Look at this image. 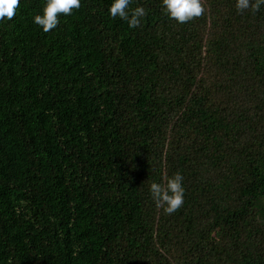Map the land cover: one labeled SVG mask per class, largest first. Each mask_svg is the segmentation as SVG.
Returning a JSON list of instances; mask_svg holds the SVG:
<instances>
[{"label":"trees","instance_id":"obj_1","mask_svg":"<svg viewBox=\"0 0 264 264\" xmlns=\"http://www.w3.org/2000/svg\"><path fill=\"white\" fill-rule=\"evenodd\" d=\"M81 0L0 21V264H264V6ZM172 215L150 193L175 173Z\"/></svg>","mask_w":264,"mask_h":264},{"label":"clouds","instance_id":"obj_2","mask_svg":"<svg viewBox=\"0 0 264 264\" xmlns=\"http://www.w3.org/2000/svg\"><path fill=\"white\" fill-rule=\"evenodd\" d=\"M131 3L132 0H113L108 12L112 19L119 17L127 22L129 28L135 29L141 26L142 19L148 13L143 7L130 9ZM262 6L264 0H236L235 3L237 12L241 14L248 10L259 12ZM19 7L20 0H0V21L13 20ZM80 7L81 0H46L43 14L35 15L33 22L48 33L58 26L61 15L70 16L73 10ZM162 10L169 19L180 24L200 18L205 13L202 0H162ZM182 181V174L177 172L163 184L153 182L150 185L151 196L165 215H172L183 206L185 190Z\"/></svg>","mask_w":264,"mask_h":264}]
</instances>
